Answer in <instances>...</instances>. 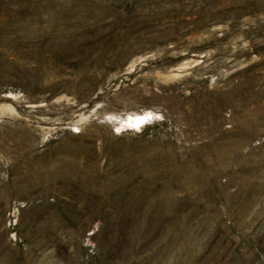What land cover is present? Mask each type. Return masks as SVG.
<instances>
[{
    "label": "rangeland",
    "instance_id": "1",
    "mask_svg": "<svg viewBox=\"0 0 264 264\" xmlns=\"http://www.w3.org/2000/svg\"><path fill=\"white\" fill-rule=\"evenodd\" d=\"M0 264H264V0H0Z\"/></svg>",
    "mask_w": 264,
    "mask_h": 264
},
{
    "label": "bare ground",
    "instance_id": "2",
    "mask_svg": "<svg viewBox=\"0 0 264 264\" xmlns=\"http://www.w3.org/2000/svg\"><path fill=\"white\" fill-rule=\"evenodd\" d=\"M144 120V118H138L134 121L135 124H139Z\"/></svg>",
    "mask_w": 264,
    "mask_h": 264
}]
</instances>
